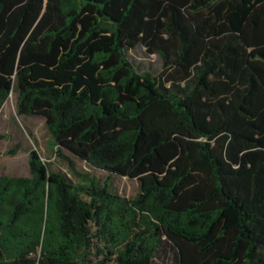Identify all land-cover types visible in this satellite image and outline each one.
Returning <instances> with one entry per match:
<instances>
[{
	"label": "trees",
	"instance_id": "obj_1",
	"mask_svg": "<svg viewBox=\"0 0 264 264\" xmlns=\"http://www.w3.org/2000/svg\"><path fill=\"white\" fill-rule=\"evenodd\" d=\"M12 93L68 171L0 175V264H264V0H0Z\"/></svg>",
	"mask_w": 264,
	"mask_h": 264
},
{
	"label": "rangeland",
	"instance_id": "obj_2",
	"mask_svg": "<svg viewBox=\"0 0 264 264\" xmlns=\"http://www.w3.org/2000/svg\"><path fill=\"white\" fill-rule=\"evenodd\" d=\"M129 57L141 65L143 69L153 70L159 74L162 65L156 55H148L144 48L137 47L128 52ZM17 94L12 93L0 113V175L27 176L30 175L29 155L36 149L43 159L50 163L52 169L68 171L66 162L56 156L53 149V138L42 116H17ZM73 160L76 168L88 172L101 180L108 172L89 165L84 160L66 152ZM112 188L127 197L135 196L139 191L137 179L125 176L112 178Z\"/></svg>",
	"mask_w": 264,
	"mask_h": 264
}]
</instances>
